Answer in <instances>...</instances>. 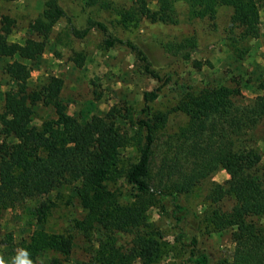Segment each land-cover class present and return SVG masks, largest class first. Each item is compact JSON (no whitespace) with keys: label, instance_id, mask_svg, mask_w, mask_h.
I'll return each mask as SVG.
<instances>
[{"label":"trees","instance_id":"1","mask_svg":"<svg viewBox=\"0 0 264 264\" xmlns=\"http://www.w3.org/2000/svg\"><path fill=\"white\" fill-rule=\"evenodd\" d=\"M44 5L30 26V33L39 40L10 42L15 21L9 16L0 21V58L13 59L5 67L11 87L4 94L3 107L0 105V203L18 197L40 198L34 210L37 229L20 245L21 249L31 253L35 264H73L70 260L75 237L70 233L50 235L44 227L49 213L58 207L63 188L71 186L73 196L88 213L86 220L75 226L89 243H99V248H93L91 260L81 264H130V260L152 264L158 260L161 234L139 229L146 223L149 208L156 204L175 221L179 237L188 240L190 264H211V257L199 249L197 236L188 235L182 228L189 220L197 225L195 232L203 220L215 231H232L235 252L231 264H264L263 157L257 147L243 140L264 117V80L259 83L262 95L238 111L235 118L229 115L235 107L233 99L242 94L239 89L208 85L193 91L181 85L184 91L170 113L187 116L188 126L177 136L174 154H165L156 174L159 185L155 186L153 155L170 113L155 111L152 104L159 100L165 85H177L178 80L173 73H167L164 86L143 93L141 109L124 104L111 108L104 116L81 121L69 113L62 98L64 79L51 76L38 89H30L31 69L23 62L37 61L44 55L47 40L60 21L67 23L69 35L77 39L98 26L106 36L107 48L120 45L129 49L139 59L138 70L158 82L163 81V67L135 42L112 36L103 22L93 23L86 30L78 29L61 0H46ZM88 5L114 11L120 17L119 25L126 30L143 21L178 26L182 23L179 6L184 7L188 21L205 20L216 26L219 11L227 9L230 25L225 30L226 39L241 58L248 52L249 42L262 37L264 0H132L129 8H117L109 0H89ZM199 45L198 36L193 34L162 43L161 49L170 61L191 62L200 70L202 63L193 58ZM84 61L82 54L74 59L79 68ZM38 106L51 108L56 118L37 125L34 121ZM229 120V126L218 127L219 122ZM130 149L136 150L137 157L126 168V152ZM188 158L191 162L186 166L184 161ZM220 168L229 179L224 184H213L210 210L200 216L189 208L186 199ZM123 178L139 197L149 195L156 202L138 198L130 206H116L108 183ZM228 199L234 204L225 210L223 204ZM95 225L100 227V236L92 240ZM118 233L133 236L130 248L116 246ZM49 252L60 257L49 259Z\"/></svg>","mask_w":264,"mask_h":264},{"label":"rangeland","instance_id":"2","mask_svg":"<svg viewBox=\"0 0 264 264\" xmlns=\"http://www.w3.org/2000/svg\"><path fill=\"white\" fill-rule=\"evenodd\" d=\"M45 1L0 0V21L3 16H9L15 21V27L9 36L10 42L24 44L29 38L39 40L36 35L30 33V26L43 12ZM109 1L117 8H129L132 5V0ZM88 2L89 0H61L78 29L86 30L93 23L103 22L112 36L131 40L146 49L151 58L163 67L160 70L163 81L158 82L142 74L138 70L140 62L137 55L129 49L120 45L107 48L104 44L106 36L98 26H93L86 37L77 39L69 35L68 25L62 20L48 38L44 55L37 61L23 62L31 69V78L28 82L30 89H38L51 76L64 79L62 98L68 105L69 113L81 121H87L93 116H104L111 108L121 107L124 104L141 109L144 106L143 93L162 86L166 80V74L170 72L174 74L178 84L163 85L159 100L152 104L155 111L172 112L184 91L182 86H189L193 91H199L208 85H226L232 89H239L242 94L233 99L235 107L231 110L229 118H235L236 114H239L238 111L251 106L255 99L262 95L259 83L264 80V6L261 11L262 37L249 42L248 52L241 58L236 55L226 39L225 30L230 25V11L227 9L219 11L216 26L212 24L213 22L205 20L188 21L184 16V7L179 6L182 23L178 26L143 21L126 30L119 25L120 17L114 11H106L99 6H89ZM152 7L155 8L154 5ZM193 34L199 38V52L193 58L202 63L203 67L200 70L191 62L170 61L161 49L162 43ZM77 54L85 57L81 68L74 63ZM12 61L13 59L10 58H0V105L2 107L4 94L11 87L10 77L5 72V67ZM54 118L56 116L51 108L43 106L36 108L34 122L37 125ZM232 120L221 121L217 125L219 128L222 125L227 127ZM188 122L189 119L184 114L170 113L166 127L159 133L152 164V182L155 186L159 185L156 174L165 154L173 155L174 150H177L176 138L181 130L187 128ZM243 140L257 147L262 154L264 164V117L243 137ZM126 153L127 168L136 160L137 153L135 149H130ZM190 162L191 158L184 161L186 166ZM228 179L227 172L220 168L186 199V204L200 216L204 215L211 207L209 194L213 184H224ZM108 190L115 205L120 207L130 206L138 198L154 202L157 200L149 195L139 197L138 192L127 183L125 178L109 182ZM39 202L40 198L18 197L0 203V256L4 257L7 264H11L12 258L21 250L20 245L29 240L37 229L34 210ZM233 204V200L228 199L223 204L224 209H231ZM87 216L88 213L81 208L78 200L73 196L72 187L65 186L58 207L49 213L44 226L50 235L70 233L75 237L74 252L70 260L73 264L89 262L93 248L95 250L99 248V243H89V239L75 226L76 222L86 220ZM146 216L145 225L139 229L144 233L158 232L162 236L161 257L152 264H190L191 250L188 240L179 237L180 229L170 215L164 214L160 205L156 204L149 208ZM181 226L188 235L197 236L199 249L210 255L211 264H231L235 252L231 230L215 231L204 220L202 223L200 221L196 232L197 225L193 221L189 220ZM99 228L98 225L93 228L92 240H97L100 236ZM115 239L117 247L128 249L131 247L133 236L129 233H118ZM46 257L57 258L60 255L49 252ZM130 264L141 263L130 260Z\"/></svg>","mask_w":264,"mask_h":264},{"label":"clouds","instance_id":"3","mask_svg":"<svg viewBox=\"0 0 264 264\" xmlns=\"http://www.w3.org/2000/svg\"><path fill=\"white\" fill-rule=\"evenodd\" d=\"M0 264H7L3 256H0ZM11 264H35V262L28 250L21 249L17 255L12 258Z\"/></svg>","mask_w":264,"mask_h":264}]
</instances>
